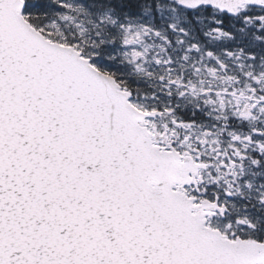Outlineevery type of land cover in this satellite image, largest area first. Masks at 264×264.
Segmentation results:
<instances>
[{
    "label": "snow or ice",
    "instance_id": "snow-or-ice-1",
    "mask_svg": "<svg viewBox=\"0 0 264 264\" xmlns=\"http://www.w3.org/2000/svg\"><path fill=\"white\" fill-rule=\"evenodd\" d=\"M0 264H264V0H0Z\"/></svg>",
    "mask_w": 264,
    "mask_h": 264
}]
</instances>
